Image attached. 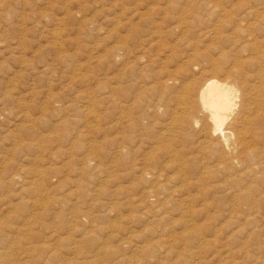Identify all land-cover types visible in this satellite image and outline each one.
Listing matches in <instances>:
<instances>
[{
	"label": "rangeland",
	"instance_id": "rangeland-1",
	"mask_svg": "<svg viewBox=\"0 0 264 264\" xmlns=\"http://www.w3.org/2000/svg\"><path fill=\"white\" fill-rule=\"evenodd\" d=\"M145 48L149 66L138 60ZM116 49L126 55L119 62ZM222 52L255 65L244 68L248 97L264 90V0H0V264H256L264 257L257 108L255 140L246 136L261 156L256 179L241 165L226 171L208 150L199 155L196 130L175 142L158 138L175 132L167 128L174 105L150 131L125 126L126 113H139L130 103L142 88L130 71L150 77L187 62L193 72L216 62L224 69ZM259 69L262 79L254 76ZM123 136L131 140L124 160L113 154ZM166 146L176 161L206 167L210 179L177 173ZM144 166L154 177L140 176ZM235 173L257 192L249 206L236 199Z\"/></svg>",
	"mask_w": 264,
	"mask_h": 264
},
{
	"label": "bare ground",
	"instance_id": "bare-ground-1",
	"mask_svg": "<svg viewBox=\"0 0 264 264\" xmlns=\"http://www.w3.org/2000/svg\"><path fill=\"white\" fill-rule=\"evenodd\" d=\"M213 6H212V4L209 5L210 8H213ZM207 7H208V4H207ZM209 7H208V9L210 10ZM214 9H215V7H214ZM181 21H183V19ZM152 34L154 35L153 32H152ZM140 41H139V43H140ZM160 41H161V39H160ZM158 43L160 44L163 42H158ZM124 45H125V43H124ZM163 45H165V43ZM163 45H162V48H163ZM144 46H145V44H144ZM182 47H184V46H182ZM127 49H126V51H127ZM117 50L118 49H116V51L113 54V58L115 59V62H117V61L119 62L122 59V57L124 58V56H126V55L121 56L122 54H120L119 51H117ZM119 50L125 51V49H123V47H120ZM143 50L144 49H142L143 55L140 56L138 58V60L139 61L141 60L143 63H145V64H147V66H149L148 64L151 63L152 60L151 59L146 60L148 55L145 54V51H148V50H146V48H145L144 52H143ZM128 52H131V51L129 50ZM128 52H126V53H128ZM224 52H225V50H224ZM224 52H222L220 56H221V59L223 60L221 62V64L223 66L225 65V67H224L225 70L220 68L221 66H218V64L216 62V63H213L211 65L210 70H208L209 68L206 69L205 67H202L200 71L193 72L196 69L195 70L192 69V71H191L190 64H188V62H187L185 64H182V65H184V67L181 68V70L178 69L179 71L178 70L176 71V69H175L174 71H176V72H172L171 70L168 72H163L161 69L159 72L155 71V74L151 75L150 77H145L144 73L141 74L140 76H137L135 74V72L130 71L128 73V77L131 79V81L132 80H133V82L136 81L137 84H139L141 82L142 86L140 84L139 85L142 88L140 87L141 90H140L139 94H136V96L134 97V100H132L133 102L130 103L131 105H135L137 107V109L140 108V110H134V111H139V113H138V115H135V118H132V116H134V115L131 116V114H130L131 112L126 113L125 117H124V119L126 120L125 126L127 125V127L133 131L134 130H136V131L137 130H143L144 132L147 130L150 131L151 128L154 126V122L157 123V121H159L158 120L159 116L167 117L170 115V112H168L167 109L170 107V105H174L175 106L174 109L176 112H173V115H172L173 118H171V121L169 122L170 126L169 127L167 126V128H169V129L171 128V129L175 130V132L170 133L171 130L169 132H166V133L164 132V133H162V137H158V138H162V140L163 139L166 140L165 141L166 143H170L172 141L175 142L176 140L181 138V136H179L180 132L185 133L182 135V137L185 139H188V137L190 136L187 133L188 130L189 131L190 130H193V131L196 130L198 133L197 138H198V136H199V138L196 139V141L194 143H191V144H195V145H192V147L197 149V153H198V151H199V153H202V151L204 152V150H208V152L211 155H213L214 157H217L219 159V161L223 164V167L226 169V171L234 172V170L236 169L235 165H241L243 174L250 173L253 176V178L256 179L257 173L260 174V170H262V164L261 163L259 164L257 162L258 157H261V156H260L259 152L256 153V150H254L255 149L254 144L253 145L250 144L249 141L251 139L248 138L249 139V141H248L246 136L249 134V135H251L252 140H255V137L252 136V131H253V129H255L254 125L256 124V120L254 118H252V114L256 108H257V110L254 112V114L258 113L259 114L258 119L261 120L262 122H264V116L261 115L262 108L264 107V99H262L261 103L256 102V98L260 97L261 96L260 93H263L264 90H263V88H260V87L257 88L256 89L257 91L254 93V97L250 95L252 97V103H251L250 102L251 97H248L249 95L246 93L247 91L251 90V86H250V89L247 90L248 89L247 76H246V73L244 72V68L246 66L247 68L253 69L255 65L253 63L246 62L243 59H240V57L239 58L231 57L228 55L229 53L224 54ZM159 53H161V52H159ZM192 54H193V52H192ZM194 54L195 55L194 56L192 55V57L195 60L198 57V55L195 52H194ZM138 56H136V57H138ZM145 56H147V57H145ZM200 58H202L201 59L202 61L208 63L207 57H204V56L201 57L200 56ZM230 58H234V59H230ZM126 64H124V65H126ZM196 66L198 67V65H196ZM155 68H157V67H155ZM120 70H122V69H120ZM220 74H222V75L219 76ZM260 74L262 75V72L259 69V72L255 73L254 76H256V77L258 76L259 78H261ZM125 76H127V75H125ZM128 79H127V81H128ZM115 80H117V79H115ZM119 82L120 81H118V83ZM123 82H125V81H123ZM116 83L117 82H115V84ZM116 85H115V88L117 87V89H118V86H116ZM115 93L117 94L116 91H115ZM251 94H252V92H251ZM148 95H151V97H155V100H153L154 98H151L152 100H148L147 99ZM119 98L121 99L120 96H119ZM132 107L133 106H131V108ZM260 107H261V109H260ZM117 109L119 110L118 107H117ZM122 110L124 111V107ZM129 110H130V108H129ZM120 115H123V114H120ZM119 119H121V118L119 117ZM124 119H122V121H124ZM162 122H164V121H162ZM117 124H119V123H117ZM114 125H115V123H114ZM123 125L120 122V126L123 127ZM122 127H120V128H122ZM114 129H115V127H114ZM177 131H179V133L177 134L178 136L176 137ZM136 133L138 134L139 132H136ZM149 133H151V132H149ZM127 134L128 133H126V135ZM138 139L140 140V138H138ZM146 140H147V138H146ZM122 141H123V143L113 144L114 149H115V151L113 153L115 155L114 157L120 158L122 156L121 159H123V157L124 158L126 157V155L123 156L125 154V153H123L125 151V148L127 146L131 145V140L129 137L123 136ZM138 142H140V141H138ZM156 143H158V141ZM253 143H256V142H253ZM158 144H160V143H158ZM172 145H173V143H172ZM163 147H165V146H163ZM168 147L170 148V146H168ZM168 147L166 146V153L165 154H169V156L171 154L169 159L170 158L173 159L172 161H173L174 165H176L175 167H177V169H178L177 173H179V174L181 173L187 177L189 175L190 178L191 177L195 178L197 180V182L196 181H194V182H196V183H202V182H205L206 180L210 179L211 173L209 171H207L206 167H202V168L198 167V164L195 163L196 160L190 159L188 156L187 157L189 159L187 158L188 160L186 162L182 161V163H180V162L176 161V159H177L176 154L178 152L175 153V151H173L171 149L169 150ZM172 147H174V146H172ZM180 147H178V148H180ZM188 147H190V146H188ZM154 148H157V146H155ZM174 148H176V146ZM157 149L160 150L161 148L158 147ZM183 149H185V148H183ZM163 151H164V149H163ZM163 151H162V153H163ZM151 152H152V150L149 153H151ZM173 152H174V154H173ZM190 152H188V153H190ZM155 153H157V152H155ZM145 154H143V155H145ZM199 155H201V154H199ZM190 156H192V155L190 154ZM166 158H167V156H166ZM194 158H196V157H194ZM144 159L145 158H143V160ZM158 159H160V158H158ZM258 160L260 162L261 159H258ZM175 161H176V163H175ZM169 163H170V160H169ZM173 163H171V164H173ZM167 164L168 163H166V165ZM174 165H172V166H174ZM130 167H131L130 170L134 171L137 168V165H135L133 163L132 165H130ZM170 168H172V167H170ZM138 172L140 173L141 177L151 175L150 171H148V167L146 168L145 166L143 168L138 169ZM164 172H165V170H164ZM41 173H43V172L41 171ZM236 173L231 176V177H235L234 182H233L234 187L239 188L238 191L235 190V192H236L235 195H237L236 199L240 197V199H242L244 201V205L249 206L253 199H254V202H256L255 197H257L256 196L257 192H256V190H253L252 186H250V185L244 184L242 187V184H243L242 181L243 180H241V178ZM238 173H241V172H238ZM157 175H159V174H157ZM151 176L154 177L153 175H151ZM192 185L193 184L187 185V186L192 187ZM194 186L196 187V185H193V187ZM231 188L233 189V187H231ZM151 190L152 189L147 191V194L152 193ZM232 192H233V190H232ZM185 213H187V212H185ZM189 217H193V216L190 215V216H188V218ZM156 222L158 223V220ZM187 222L189 223V222H191V220L189 219ZM198 264H201V263H198ZM256 264H264V257L257 259Z\"/></svg>",
	"mask_w": 264,
	"mask_h": 264
}]
</instances>
